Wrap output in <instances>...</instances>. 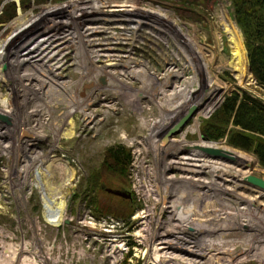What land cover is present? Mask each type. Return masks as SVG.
Instances as JSON below:
<instances>
[{
	"label": "rangeland",
	"instance_id": "374dc122",
	"mask_svg": "<svg viewBox=\"0 0 264 264\" xmlns=\"http://www.w3.org/2000/svg\"><path fill=\"white\" fill-rule=\"evenodd\" d=\"M118 2L116 0H0V67L3 60L11 58L8 53L12 51L13 56L17 57L13 58V61L18 65L21 64V67L23 65V69L25 68V70H21L22 73L20 72L22 74L20 76H23L22 81L21 79L17 81L19 76L15 71L7 77L0 76V182L3 185L0 195L4 198L1 200L2 203L0 202V264H4L5 258L9 257L10 245L17 244V249L21 253L20 247L24 243H27L28 247L26 246L27 252L22 259L25 256L28 257L31 264H190L193 262L191 260H196L199 264H207L206 261L215 264H264V190L249 184L247 180L249 176L264 179V169L253 154L230 146L227 138L213 142L207 140L202 133L205 122L221 108L225 99L234 92H248L264 101V88L258 84L257 80L253 81L250 75L246 40L235 19L231 0H127L128 3L133 4V7L127 9L125 13L139 14L148 18L132 19L137 21V24L132 26H129L128 22L122 25L132 28L147 21V26L157 29L155 30L157 33L148 28L139 29L140 32L137 35L127 33L128 36L137 39L133 48L124 45L119 48V51L101 52L98 50L97 53L89 54V56L99 54L106 57L108 55L120 56L113 60L124 57L125 63L119 65L115 70L108 66V59L105 57H102V64L92 66L97 67L98 65L109 73H121L120 79L128 83H135V77L139 76L138 79L144 84L143 87L147 86L145 83L149 84L150 82L149 78L141 77L146 71L149 72L147 76L151 75V79L154 78L157 85L160 80L171 81L169 76L174 75L172 88L169 90L158 88L166 98L171 99L172 103L168 101L167 105H173L175 110L184 107L187 115L192 108H196V111L186 126L172 136L167 144H164V139L146 141L150 134L142 136L138 130L144 124V114L141 110H136L137 107L130 105L131 98L137 97L139 93L136 89L126 86L125 90L120 86L119 101L126 105L116 107L117 116L108 122L106 128L103 129L102 126L103 117L85 124L86 126L81 123L82 127L74 140H72L73 136L63 139L65 150L61 151L59 148H55L57 152L49 154V159L46 158V160L41 159L44 153L54 151L51 147L54 146V140L49 139L48 141L47 137L42 135L41 139L44 140L41 142L42 144H38L34 148L33 154L28 153L30 147L27 148L26 143L29 141L28 145H32V141L36 140L35 134L42 133L38 126L39 122L45 125L49 122L52 123L62 113L72 110L74 95L79 100L83 99L93 88L89 84L83 89L75 90L72 92L73 94L64 95L61 88L78 82L81 78V70L79 66L75 65L70 68V71L66 69L58 71L66 61L59 64L58 62L62 58L58 56L60 60H55L58 59L56 57L50 62L52 57L59 55L57 46L63 45L61 47L63 49L72 47V50L75 51L80 45L74 42L80 37L85 36V41L102 39V36L88 38L86 35H91V32L83 31L102 28L98 25L104 24L108 20L100 16L87 17L86 20L100 19L101 21L94 26L81 27L80 33L72 31L71 34H68L72 43L67 44L60 42L67 37L58 35L54 38L48 37L41 44L38 43L39 45H36L37 43L32 45L31 38L35 37L33 33L39 34L38 31L43 30H35V28L50 27L53 30L50 28L49 30L55 33L57 31L55 28H58L59 25L62 26V21L69 18L67 14L77 12L83 14L94 12L96 14L101 10L109 13L116 12L115 8L121 7ZM117 19L120 20V18ZM59 20L61 24H58ZM130 30L137 33L134 28ZM178 31L194 38L195 44L202 47L200 59L196 58V54L187 44V40H185L187 51L180 46L176 35ZM80 34L82 35L80 36ZM108 36L111 37L113 34H108ZM168 37L183 49L184 52L177 49L181 61L177 59V51L169 46L170 39ZM94 43L98 44V41ZM15 46L16 48H13ZM24 47V57L18 56V51ZM112 47L118 48L119 46ZM37 48H40V52L46 51L48 54L43 56L45 57L43 64L36 67L39 69L36 71L33 70L36 62L31 61V56L35 55L32 54ZM84 49H86L85 43ZM70 60L69 66L74 64V61ZM30 61L32 64L28 66ZM79 65L85 66L86 64L79 62ZM87 67L90 68V66ZM128 69L131 72L128 73ZM34 76L37 79H34ZM31 78L33 79L31 80ZM143 78L144 80H142ZM234 78L238 81L236 82ZM28 79L29 81H27ZM98 83L101 87H105L108 85V78L100 79ZM44 84L46 87L51 86L46 92H42L40 89ZM14 88H17L18 92L21 91L20 97H15ZM26 89H28L27 96L24 92ZM212 90H216V94H213ZM56 92L63 95H58ZM177 93L180 95L179 99H176ZM61 100L64 102L60 103L57 108L55 104ZM156 101L160 102V99L157 98ZM202 101L205 103L200 108L199 104ZM151 106L148 102H142L143 108L151 109ZM125 108L128 109L127 113L131 114L135 121L128 122V115L122 116ZM52 110L56 114L54 119L49 116V112ZM37 111L42 112V116L37 117ZM158 118V114H155L148 120L155 122L159 121ZM18 120L20 123L18 122L16 125ZM173 125L174 122L171 124V130L174 128ZM87 126L88 129H86ZM97 127L98 131H96ZM123 127H126V130ZM94 128L96 130H93ZM128 128L132 130L133 134L127 132ZM11 130H17L22 140L20 144L15 145V148H12L14 143L12 136L6 138ZM116 131L120 133L114 135ZM185 134L190 135V138L186 139ZM176 140H181V145L190 149L188 153L191 156L196 153L195 151L204 155L198 159L201 162H193L194 165L197 163L198 168H203L201 176L194 179H201L205 185V189L201 191L203 202L198 203L199 208L196 209L197 205L191 204L197 213L194 217H199V222L191 215L192 213L176 212L172 204L174 199L167 202V198L171 197L174 190L168 181L173 178L187 179L188 175L180 170L179 172H164L161 184L158 186L159 189L156 188L159 183L156 177L158 171L155 173V170L160 166L166 170L167 163L165 162L164 166V160L161 163L156 162V165L149 162L155 161L158 145L161 147L162 154L164 150L174 145ZM175 143L177 144V142ZM118 145L126 147L132 154L133 163L127 177L110 174L105 167L108 149ZM148 149L152 150L150 155H142L144 151H149ZM208 149H219L223 155L204 151ZM14 154L20 155L21 163L14 167L12 174L20 181L27 177L25 171L29 166L28 158L35 161L40 160L39 164L42 165V169L46 167L50 170L58 167L59 175L65 170L68 173V170L72 169L70 176L67 175L72 179L71 181L65 175L58 176L66 184L62 185L64 186L61 192L64 195L63 198L56 197V199H51V202L44 199L47 190L45 176L52 172L51 170L42 172L41 169L40 172L35 169L31 172L33 175L29 179L27 187L20 188L18 186L19 192L11 193L5 183L8 181V165ZM229 154L234 158L241 157L242 160L226 157ZM191 156L181 155V158H192ZM143 159L146 163L143 162ZM53 160H56L54 164H52ZM245 160L246 162L243 163ZM177 162L187 163V161L177 159L168 160V163L172 165H176ZM64 163L71 164V167L63 165ZM180 167L184 168L185 166ZM230 174L232 175L230 176ZM36 180L42 183H38ZM110 190L124 192L127 197L116 196L110 193ZM178 190L177 197L182 198L183 194L181 193H184V189ZM24 196L31 199L25 200ZM3 208L4 210H2ZM210 212L214 215L211 216ZM188 216L189 219L191 218L189 224L180 223V219H185ZM200 222L209 224L213 222L212 227L214 224L218 225L216 231L219 228L220 230L234 229L235 232L219 233L230 234L228 240L231 241L238 240L240 242L238 234L249 235V255H236L234 259L230 258L229 261L224 262L219 259L200 257L198 254H194L195 251L189 247L181 251V249L171 246L170 243L177 242V240L170 232L172 231L170 225H184L182 231L198 234L200 241L209 240L206 232L200 229L201 227L198 225ZM207 225L205 224V227L209 229ZM213 234L217 235L215 232ZM178 236L185 237V243L193 246L189 235ZM254 236L255 240L250 241ZM241 238L242 241H246L243 236ZM177 245L181 246V243ZM209 247V245L202 246L201 253L205 252L214 254L221 259L224 258L215 250L211 251Z\"/></svg>",
	"mask_w": 264,
	"mask_h": 264
},
{
	"label": "bare ground",
	"instance_id": "6f19581e",
	"mask_svg": "<svg viewBox=\"0 0 264 264\" xmlns=\"http://www.w3.org/2000/svg\"><path fill=\"white\" fill-rule=\"evenodd\" d=\"M116 1H119L118 3L121 6L120 8H115L116 9V12L109 13V12H107L105 10H101V11H97L96 14L94 12H91V13L86 12L84 14L83 13H79V12L74 13V14H67L68 15L67 17H69V18H66L65 17L66 19L64 21L61 20L63 22L62 23V26L59 25L58 28L56 27L55 30H57V31L56 32L54 31L55 33H52L50 31V30H53L50 27H49L50 30H49V28H44V26L43 27L41 26V27L35 28V30H38V29H43V30H41V32L38 31L39 34H35V32L33 33L35 35V37L34 38H31L32 39V41H31L32 42V45H33V43L34 44L37 43L36 45H39V44L42 43L43 40L47 39L48 37H50V38L53 37L54 38V37H57L58 35H62L63 37L66 36L67 38H64V40L63 41H60V42H62V43L65 42V44H67V43H72V41H70V39L68 38V34H71L72 31L73 32L76 31V32L80 33V28L81 27L82 28H87V27H90V26H94V25L98 24L99 21H101L100 19H88V20H86L87 17H91L93 15V16H100L101 18H107L105 20H108L104 24H99L98 25L99 27H102V28L94 29L93 31L92 30H90V31L89 30L83 31V32H86V33H90L91 32V35H86L88 38L102 36V39H94V40L85 41L84 40L85 36L80 37V39H77V41L74 42L75 44L78 43L80 45L79 48H78V50H75V51L72 50V47H69L68 49H63V48H61L63 45H58L57 48L59 49V55H56V56L52 57L53 59L50 60V62H51L56 57L60 56L62 58L61 60H60L59 57H58V59H55V60H60L58 62L59 64L62 63V61H63V63H64V61H66V63H64L63 66L60 69H58V71H60V70L62 71L64 69L70 71V68L73 67V66H75V65L80 67V70H81V78H80V80L78 82H76L75 84H68L67 83L68 85L66 87H62L61 88V91H63L64 95L65 94L66 95L71 94L72 92H74L77 89H83V87H86L89 84L91 85L90 87H93V88L89 90V93L83 99H80L79 100L77 98V96L74 95L73 100L71 99L73 101L72 102L73 106H72V110L71 111L65 112L64 114L62 113V115H60V117H58L56 119H54L56 117V114L53 112V110H52V112H49L50 115L49 114L48 115L51 116V118L53 117V119H54L52 123L49 122L48 124L46 123L47 125H45V124H42L41 122H39L38 126H40V129L42 130L41 131L42 133L35 134L36 135V140L32 141L33 142L32 145H28L29 144L28 143L29 141H28L26 143V146H27V148L30 147V149L28 150V153L30 152V153L33 154L34 153L33 152L34 148L37 147L38 144H42L41 142L44 141V140L41 139L42 138L41 137L42 135H45V137H47L48 141H49V139H53L54 140V142H53L54 143V146H51V147L53 148L52 150H54V151L53 152H50V153H44L41 160H46V158H48L49 157V154H51V153L52 154L53 153L55 154L57 152V150H56L57 148H59L61 151H64L65 150L63 148V145L64 144L62 142L63 139L65 137H67V136H73L72 137V140H74L76 138V134L79 133V130L81 129L82 125L84 126L85 124H87L89 122L92 123L97 118H99V117L102 118L103 117V119H102V126H103V129L106 128L108 122H110L114 116H117L116 115V113H117L116 107H118V106L119 107H124L126 105V103L123 104L121 101H119V98L121 97V94H120L121 93V91H120L121 90L120 89L121 87H123L125 89V87L127 86V87H130V89H136V91H138V93H139V94H137V97L131 98L132 100H130L131 101L130 105H132L135 108L137 107L136 110H141L142 114H144L143 115L144 116V124L141 125L138 128V130H140L139 132L142 134V136L144 134H148V135L150 134V137H148V140H146V141H149V140H152V139H157L158 141L163 140L167 136V134L171 131V128H172L171 127V124H173V122H174L173 127H175L187 115V111H185L184 107L176 108V110H175L173 105L172 106L167 105V102L168 101H171V99L166 98L164 96V94H162L161 91L159 90L161 88L166 89V90H169V88H172V85H173L172 81L174 80V75H172L171 73H170L171 75L169 76L171 78V81L165 82L163 80H160V83H158V85H157V84H155V81H154L155 79L154 78L151 79V75H149L150 77L147 76V74H149L148 71H146L145 73L142 72L143 73V76H141V77L149 78V81H150L149 84L145 83L147 85L146 87H143L144 84L142 83V81H140L138 79L139 76L138 77L137 76L135 77V79H134V81L136 80L135 83L134 82L128 83V82L120 79V77L122 76L121 73H114V72H110L109 73V71L108 72L105 71L106 69H102L98 65H97V67L96 66L95 67L92 66V65H95V64H102L103 63L102 57H105V58L108 59V61H107L108 62V66L110 68L112 67L113 70L117 69L119 65L121 66L122 63H125V61H124L125 58L124 57H122V58H120L118 60H113V59H115V57H120V56L108 55L106 57V56H102L100 54L99 55L89 56V54L90 53H94V52L97 53L98 50H101V52H103V51L111 52L112 50H113V52L115 50L119 51V48L123 47L124 45H127L128 47H132L133 48L135 46V41L137 39L135 40V38H132V36H128L127 33H134V34L137 35L140 32L139 29L143 30V28H148V29H152L153 32L157 33L155 31L157 29L151 28V27L147 26V24H148L147 21H145L144 19H141V18L140 19L141 20H144L145 22L144 23H141V24L139 23L140 25L138 24L139 26H137V27H132V28H134V30L137 31V33L135 31L132 32V30H130L132 28H128V27L122 25V24H125V23L128 22L130 24L129 26H132L133 24H137L136 23L137 21L135 22L132 19L139 18V17H143V18H148V17L147 16H142V15H139V14H137V15L135 14L134 15L133 12H132L133 13L132 15H130L128 13H125V12H127L126 11L127 9H131L133 7V4L128 3L127 0H116ZM119 10H120V12H118ZM117 18H120V20L117 19ZM58 24H61L60 20H59V23ZM111 30H112V32H109ZM108 34H113V36L109 37ZM81 35L82 34H80V36ZM176 35H177V40H179L180 46L184 50H186V51L188 50L187 45L185 44L186 43L185 40H187V44L190 45L191 48L194 50V52L196 54V58H199V59L201 58V54L200 53L202 51V47L200 45L195 44V40H193L194 38L192 39V37L186 36L181 31H178V33ZM169 39H170L171 42L170 41L169 42L167 41V42H168L169 46L174 49V51H177V49H179V51L182 50V52H184L183 49L181 47H179L178 44H176L173 40H171V38H169ZM96 41H98V44H95L94 43ZM84 43L86 44V49H84ZM29 46H31V44ZM112 46H119V47L118 48H114ZM35 47H38V46H35ZM42 47H40V48H42ZM13 48H16V46L13 47ZM40 48H37L34 51V53L32 54V55H34V54L35 55L34 56H31V58L34 59V60L31 59V61L32 62H34V61L36 62V64L33 67V70H36V71L39 70L36 67H39L40 64H43L42 62H43V60L45 58L43 56H45V55L47 56V54H48V53L46 54V51L40 52L39 51ZM98 48H100V49H98ZM24 49H25V47L23 49H21V50L18 51V53H17L18 56L20 55V57H24L23 56V52L25 51ZM66 50H68V51H66ZM179 51H177V55H178L177 59L181 61V56L178 53ZM8 56H11V58L9 57L6 60H3V64L0 67V76H3L4 75L5 77H7V75H9L11 72L13 74V72L15 71L16 74L19 76V78H17V81H18V79L19 80L21 79V81H22L23 76H20V75H22L21 73L23 71L21 72V70H25V68L23 69V65L21 67L20 66L21 65L20 63H19L20 65H18L17 63H15L13 61V58L16 59L17 57L13 56L12 51H10L8 53ZM213 56H215V55L213 54ZM69 60L70 61H74V64H72L71 66H69V64H68L69 63ZM24 61L26 62L25 59H24ZM31 61L28 64V66H30V64H32ZM75 61H77V63H75ZM79 62H81V63L85 62L86 65L85 66H80L79 65ZM26 63H28V62H26ZM134 64H136V62H134ZM87 66H90V68H88ZM20 68H22V69H20ZM50 71H52V70H50ZM127 72L129 73V72H131V70L128 69ZM33 78L34 79H37V77L35 78V76ZM33 78H31V80ZM103 78L104 79H107L108 78V85L105 86V87L104 86L101 87L99 85V83H98V81L100 79H103ZM142 80H144V78ZM27 81H29V79ZM169 84H170V86H169ZM49 87H51V86L48 85L46 87L45 84H44V85H42V88H40V89H41L42 92H46V90ZM27 90L28 89H26L24 91L25 94H26V96H27ZM59 90H58V92H59ZM13 91H14L15 97H20L21 96V91L18 92V89L17 88H14ZM58 92H56L58 95H63V94L58 93ZM212 93L213 94H216V90H212ZM50 95H51V92H50ZM196 97H198V96H196ZM157 98L160 99V102L159 101L158 102L156 101ZM179 98H180V95L177 93L176 94V99H179ZM173 100H175V99H173ZM144 101L145 102H148L149 105L150 104L152 105L151 106V109H149V108H143L142 107V102H144ZM205 101H202L199 104V107L200 108H202L204 106ZM63 102H64V100H61L58 103L56 102V104H55L56 107L58 108L59 104L60 103L62 104ZM171 103H172V101H171ZM184 105L186 107L187 102ZM50 108H51V106H50ZM111 110L114 113H110V112H112ZM173 110H175V111H173ZM108 111H110V112H108ZM127 111H128V109H126V108L123 109L122 116L128 115V122L133 121L134 120V117L131 114L127 113ZM133 113H134V111H133ZM155 114L156 115L158 114V117H159L158 120L160 122L159 121H155L154 122L153 120H148V118L153 117ZM36 116L37 117L38 116L39 117L42 116V112L39 111L38 114H36ZM1 121L4 122L3 120H1ZM18 122H19V120L17 121L16 125L18 124ZM31 123H32V120H31L30 124ZM81 123H82V125H81ZM122 123H124V121ZM28 124H29V122H28ZM138 126H139V124H138ZM86 129H88V126L86 127ZM98 129L99 128L97 127V130L95 128L93 130L98 131ZM123 129L126 130V127L125 128L123 127ZM93 130H91V131L94 132ZM36 131H37V129H36ZM127 132H132V130H130L128 128L127 129ZM115 133L118 135L120 132L119 131H116V132H114V135H116ZM132 134H133V132H132ZM11 136L14 139V143H13L12 148H15V145H17V143L20 144V142H22V140H21V137L18 134V131L17 130L16 131L11 130L8 133V135H7L6 138L11 137ZM185 138L186 139H189L190 138V135L185 134ZM175 142H177V144ZM175 142H174V145H172V146L168 147V149L164 150V153H162V154L160 152L161 151V149H160L161 147L158 145L156 147V149H157V155H156L155 161H153V162L150 161L149 163H153V164L156 165V162L161 163L162 160H164V166H165V162L167 163V168H165L166 170H164L161 166L158 167L155 170V173L158 171V173L156 174V177H157L158 183H159L156 186L157 189H159L158 186L161 184V181H162L161 180V177H162V174L164 172L165 173H167L168 171H178L179 172V170H180L181 172H184L186 175H188L189 178H187V179L186 178L185 179L173 178V179H170L168 181L169 184L171 186H173L174 190L172 191L171 197L170 198L169 197L167 198V200H168L167 202H169L170 200L172 201L174 199L172 201V204H173V207L176 209L175 210L176 212L177 211L178 212L179 211H182L183 214H185L184 212H186V213H192L191 215L194 217L195 214H197V213L195 212L196 210L193 208V206H191V204L194 203V204L197 205L196 209L199 208L198 203H202L203 202L202 199H201V191H203L205 189V185H204V183H202L201 179H194L196 177L199 178L201 176L200 174H201V171H203V168H198L199 166H197V163H196V165H194L195 163H193V162H201V161H198V159L201 158V157H203L204 155H203V153L201 155L200 153H198V151H195L196 153H194V155L192 154V156H191V154L188 153L190 149L189 148H186V147H183V145H181V142H182L181 140H176ZM144 144L146 145V143H144ZM158 144H159V142H158ZM197 148L199 149L200 147H197ZM198 149H195V150H198ZM148 150L149 151H144L142 153V155L143 154L144 155H150V153H151L152 150H150V149H148ZM204 151L207 152L209 150H204ZM28 153L26 151V154H28ZM181 155H189V157L191 156L192 158H189V157L187 158L186 157V159H183V158H181ZM19 156H17L16 154H14V157H12L10 159V163L8 165L9 171H8V174H7V178H8L9 183L7 181V183H5V184H6V186H8L6 188L11 190V193L19 192L18 190L20 188L27 187L28 186L27 183H29V179L33 175L31 172L34 171V169H35V171L37 170V171L40 172V169H41L42 172L43 171L44 172L45 171H50V170L52 172L51 174L48 172L49 174H46V176H45L47 178V180L45 181V187H46L47 190L45 191L46 194H45V198L44 199H47L49 202H51V199H56V197L63 198L64 195L61 192H62L63 187L66 184L63 183V181H61V178H58V176L65 175V177L68 178V179H70V181H71L72 179L69 176L71 174L72 169H71V171L68 170V173L65 170V171H63V173H61V175H59V172H57L58 167L51 168L50 170L45 167L44 168L45 170H44V169H42L43 168L42 165L39 164V163H41L40 160L35 161V160H32V159H29L28 158V161L27 162L29 163L28 164L29 166L27 167V169L25 171V174L27 175V177H25L24 179H22L20 181L17 177L14 178V176L12 174L14 167L16 165H18V164L21 163V160H20V157ZM226 157H228L230 159L231 158L232 159L234 158L230 154L229 155H226ZM147 158H149V156H147ZM169 159H172V160H176L177 159V160L187 161V163L177 162V163H175L176 165H172V164L168 163V160ZM236 159L242 160L241 157H236ZM52 162H53L52 164H54V162H56V160H53ZM143 162L146 163L145 159H143ZM244 162H246V160L243 161V163ZM36 163H38V164H36ZM63 165H66V166L71 167V164L69 165V164H65L64 163ZM182 165L185 166V167L184 168L183 167H180ZM61 168H59V169H61ZM223 171H224V169H223ZM67 175H69V176L67 177ZM231 175L232 174H230V176ZM191 176H192V178H191ZM230 176L228 175V177H230ZM52 177H54V178H52ZM0 179H1V177H0ZM176 179H178V180H176ZM36 182H38V181L36 180ZM38 183H42V182L39 181ZM153 183H154V181H153ZM10 185H11V188H10ZM62 185H64V186H62ZM18 186L20 187L19 189L17 188ZM2 187H3V185L0 182V189H2ZM178 189H182V190L184 189V193L183 192L181 193V194H183V195H181L182 198L177 197L178 194H179V190ZM2 198H3V196L0 195V202L1 203H2V201H1ZM203 198H205V196H203ZM24 199L25 200L26 199L29 200L31 198L30 197L27 198L26 196H24ZM194 204H192V205H194ZM12 208H13V206H12ZM2 210H4V208ZM176 212H173V213H176ZM11 213H13V212H11ZM210 215L213 216L214 214L213 213L211 214V212H210ZM194 218H197V221L199 222V220H200L199 217H194ZM190 221H191V218L189 219V216L186 217L185 219H182V220L180 219V223L184 222V223H188L189 224ZM195 221H196V219H195ZM258 223H260V222H258ZM205 224H208L207 226L209 227V229H207V227H205ZM211 224H209L208 222H200L198 224L199 227H201L200 229L204 230L206 232V235L209 237V240H203V241H200L201 239L199 238V235L196 234V233L190 234L188 231H182L181 229L183 227H185L184 225H170L171 228H172V231H170V232L172 234H174V237L177 240V242H171L170 243L171 246L174 247L175 249H181V251H184L185 248L189 247L190 249H192V250L195 251L194 254H198L200 257H204V258H208V259H219V260H223L224 262L229 261L230 258H233L234 259L236 257V255H238V256L239 255H243V256L244 255L245 256L246 255H249V251H250V249H249V235H247V234L246 235L245 234L244 235L243 234H238L237 236H238V238L241 241L240 242L238 240L237 241L236 240H232L231 241V240H228V237L231 236L230 234L223 235V234H219V233L220 232H224V233H227V232H235L234 229H227V230H224L223 229V230H220V228H219V230L216 231V229H217L216 227L218 225L214 224L213 227H212ZM20 225H22V224H20ZM231 227L233 228V226H231ZM244 231H246V230H244ZM213 232L217 233V235H219V236L214 235ZM178 235H185V236H188L189 235L188 237H190L192 239L191 241H192V245L193 246H189V244L185 243L186 242V240H185L186 238L185 237H182V236L180 237ZM241 236H243V238L247 242L246 241L245 242L242 241ZM254 240H255V236L250 241H254ZM257 242H259V241H257ZM178 243H181V246L177 245ZM18 244H20V243H18ZM206 245H209L210 246L209 249L211 251L215 250V252H217L220 256H223L224 258L221 259L219 257L214 256V254H207L205 252L204 253H201L202 246H206ZM252 245H253V243H252ZM10 246H11V249H10L11 253H9L10 254L9 257L8 258H5V260L3 261L4 264H31L30 263L31 261H28V257L25 256L22 259V257L24 256V254L26 255V252H27V248H26L27 243L22 244V246L20 247V249L22 250L21 253H19V251L17 249V244L16 245H10Z\"/></svg>",
	"mask_w": 264,
	"mask_h": 264
},
{
	"label": "trees",
	"instance_id": "16d2710c",
	"mask_svg": "<svg viewBox=\"0 0 264 264\" xmlns=\"http://www.w3.org/2000/svg\"><path fill=\"white\" fill-rule=\"evenodd\" d=\"M231 2L235 19L246 40L252 73L264 88V0ZM250 75L255 81L251 72ZM231 127L233 129L230 130ZM202 133L207 140L213 142L227 138L230 146L253 154L264 169V101L261 99L248 92H234L205 122ZM132 163V154L126 147L118 145L108 149L105 167L110 174L127 177ZM191 261L198 263L196 260ZM206 263L215 264L210 261Z\"/></svg>",
	"mask_w": 264,
	"mask_h": 264
},
{
	"label": "water",
	"instance_id": "95a60500",
	"mask_svg": "<svg viewBox=\"0 0 264 264\" xmlns=\"http://www.w3.org/2000/svg\"><path fill=\"white\" fill-rule=\"evenodd\" d=\"M249 70L252 73L251 67H250V62H249ZM254 76V75H253ZM255 79V78H254ZM256 82V79H255ZM196 111V108H192L189 112L188 115H186L168 134L167 136L164 138V144H167L169 142V139L174 136L175 134H177L178 132H180L185 126L186 124L189 122V120L192 118L194 112ZM210 153H214V154H218V155H222V151L221 150H212V149H208ZM236 159V158H233ZM248 182L249 184L259 187L261 189L264 190V179L256 177V176H249L248 177ZM110 193L116 195V196H120V197H127L126 193L121 192V191H116V190H110Z\"/></svg>",
	"mask_w": 264,
	"mask_h": 264
}]
</instances>
